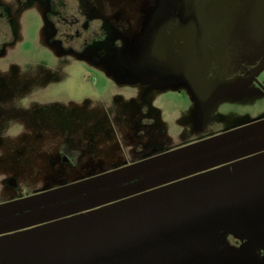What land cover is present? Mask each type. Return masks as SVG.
<instances>
[{
    "label": "rangeland",
    "instance_id": "1",
    "mask_svg": "<svg viewBox=\"0 0 264 264\" xmlns=\"http://www.w3.org/2000/svg\"><path fill=\"white\" fill-rule=\"evenodd\" d=\"M97 1L100 13L125 31V49L106 33L99 45L104 53L62 57L43 44L42 14L35 8L34 48L20 57L24 62L14 86H29L36 106L39 99L41 105L56 103L41 111L65 118L94 158L108 163L52 179L42 197L36 194L44 183L38 163H26V152H20L19 189L2 192L0 219L101 192L0 221V264H231L216 252L214 235L240 191L260 193L264 211V159L242 162L245 145L210 153L242 140L248 126L260 127L264 71L258 83L236 96L207 103L186 88L185 79L154 67L148 56L154 40L142 25L155 0ZM109 37L119 51L108 52ZM140 123L157 130L158 142L135 154L129 135ZM29 142L26 137L21 145ZM203 155L208 156L188 162ZM144 158L151 161L111 163ZM179 163L184 164L164 170ZM248 172L255 177L251 183L237 179ZM109 187L114 188L104 190ZM223 191L232 194L224 199Z\"/></svg>",
    "mask_w": 264,
    "mask_h": 264
},
{
    "label": "flooded vegetation",
    "instance_id": "2",
    "mask_svg": "<svg viewBox=\"0 0 264 264\" xmlns=\"http://www.w3.org/2000/svg\"><path fill=\"white\" fill-rule=\"evenodd\" d=\"M244 5L246 3L243 0H155L153 9L147 13L142 25L143 31L148 30L150 38L154 40V48L150 52L154 67H167L172 73L190 76L191 79L184 81L186 88L202 92L207 103L223 96L222 101L228 94L236 96L242 88L258 83L264 71V61L258 58V51L264 45V34H252L246 25L231 33L224 32L222 25L216 26L211 16L214 10L220 12L226 7L237 13ZM35 8L42 14L40 34L43 44L62 57L81 58L90 51L98 50L104 53L105 49L99 45L106 40V33L118 39L121 49H125V31L114 23L113 17L100 13L97 0H0V197L3 191L19 189L17 163L20 152H26V163H38L37 168L41 170L44 183L36 194L42 197L48 193L52 179L62 181L72 175L74 170L85 173L93 167L92 163H108L94 158L92 151L85 148L87 145L82 144L80 134L68 128L65 118L46 111L47 107L50 109L56 103L48 101L41 105L39 99L36 106V97L29 86H14L24 62L20 57L30 55L34 48L31 34ZM151 15H154L153 20ZM111 41L108 52L119 51L115 39ZM145 49L143 47L142 50ZM145 65L144 62L142 66ZM35 126L38 127L35 129ZM256 126L260 127L248 126L246 130L249 132H245L247 135L242 140L210 155L245 145L247 150L240 158L242 162L264 159V142L258 141L264 139V119ZM135 131L129 135L135 154L141 150V146L144 148L147 143L152 145L158 142L157 130L150 124L144 126L140 123ZM24 137L30 141L26 146L21 145ZM205 156L208 155L188 162ZM146 159L111 163L151 161ZM51 167L55 169L53 174ZM158 172L161 171L114 187L148 178ZM249 172L240 178L233 175L232 179L251 183L255 177ZM242 186L239 184L240 188ZM65 188L68 186L59 187L61 190ZM99 192L23 211L0 221L67 204ZM230 194L223 191L221 196L227 199ZM234 197V209L224 215L220 229L215 232V250L231 264H264V211L261 209L260 193L240 191ZM67 238L65 235L63 240Z\"/></svg>",
    "mask_w": 264,
    "mask_h": 264
},
{
    "label": "water",
    "instance_id": "3",
    "mask_svg": "<svg viewBox=\"0 0 264 264\" xmlns=\"http://www.w3.org/2000/svg\"><path fill=\"white\" fill-rule=\"evenodd\" d=\"M246 5H244L241 10L237 13L233 12L230 7H226L223 11H213L211 16L214 17V24L218 26L222 25L224 32L231 33L237 28H241L246 25L250 28L252 34H264V0H243ZM150 58L153 56L148 55ZM258 58L264 61V45L258 51ZM179 77L188 80L191 79L190 76L182 73H176ZM195 76H192V78ZM194 90V89H193ZM194 92L203 98V93Z\"/></svg>",
    "mask_w": 264,
    "mask_h": 264
}]
</instances>
